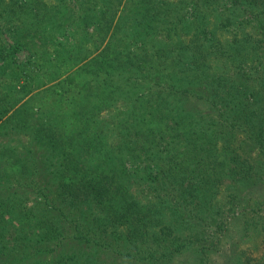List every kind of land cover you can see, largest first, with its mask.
<instances>
[{"label":"trees","instance_id":"obj_1","mask_svg":"<svg viewBox=\"0 0 264 264\" xmlns=\"http://www.w3.org/2000/svg\"><path fill=\"white\" fill-rule=\"evenodd\" d=\"M219 1L7 2L0 264H103L104 252L159 264L195 241L209 261L247 213L244 227L264 233V60L249 61L264 30L247 24L264 0L211 17Z\"/></svg>","mask_w":264,"mask_h":264},{"label":"rangeland","instance_id":"obj_2","mask_svg":"<svg viewBox=\"0 0 264 264\" xmlns=\"http://www.w3.org/2000/svg\"><path fill=\"white\" fill-rule=\"evenodd\" d=\"M3 1H6V2L2 3V0L0 1V26L5 25V28H2V31L0 29V36L3 37L8 43H11L10 37L5 33L7 32L6 28L8 27V24L10 23L8 22V16L11 14L12 9L10 6L8 7L6 5L7 2L10 3L9 0H3ZM29 1L30 0H28V2ZM45 1L49 4V6L60 3L62 7H64L63 4L59 2V0H45ZM226 1H229V0L219 1V4H216L215 2H211V10H209V12H211L210 16L214 17L219 11L226 9L227 7ZM261 5H262V2H259L258 6H261ZM65 6L67 5L65 4ZM21 8L17 10V13L19 16L22 15L25 21H27L28 23H31L33 20L36 19V16H35L36 11L35 9H33V7L25 6L23 9ZM25 8H26V11L24 10ZM215 9H216V12H215ZM58 14L59 15H57V17L59 19L67 18L66 16L67 13L65 12H59ZM245 15H247V17L250 16L249 13ZM39 17H41V15ZM13 21L14 22L18 21L17 16H14ZM58 24L57 26L55 25L56 30L54 31V35L56 37H60L62 34V26ZM215 24L217 23L214 22V25ZM247 24H249L248 25L249 28L253 29V31L256 33V36L258 35V33H261L262 30H264V19L252 21L251 23H247ZM256 25L260 29L259 31L258 29H255ZM210 26H212V22ZM221 31L222 29H220V32ZM228 34L229 33H227V35ZM72 41L74 42L73 39ZM55 48L56 46L52 47L50 50L53 51ZM27 56H28V53L26 51H23L17 55V58L19 61H26ZM258 60H264V54L262 52H258V54L256 53V54L249 56V61L251 65H256L258 63ZM38 75H39L38 76L39 79H42L43 81H47L51 76L47 67L46 69H43L42 73ZM14 140H18V143L13 142V144L18 147H20V145L22 146L28 145V142L30 141L29 136H26V135H14ZM2 142H4V140H2ZM21 151H24V150H21ZM251 186L254 187L253 184ZM251 186L246 189V192L250 195L246 201V203H248L249 205L255 201L258 202L259 196H260L259 191L249 193V190L253 188ZM245 188L246 187L242 188L243 192H245ZM229 213L230 212L228 211V208H227V212L225 213V216H227ZM258 214H263V213L259 212ZM249 216H251V214L247 213L245 215H240L238 216V218L230 221V225L224 234L225 237L223 239V243L218 244V248H215V249L213 248L211 250H208L207 256L209 257V261L208 259H203V256L199 253V249H201V247L204 246V244L206 245H209V244L203 241H195L193 245H191L189 248H186L181 253L176 254L173 257V259L164 260L159 264H257V263H262L264 260V233H261L258 230H254L251 227L249 228L244 227V221L246 218H250ZM102 258H103L102 259L103 264H108V263L109 264L110 263L111 264H157L151 261L137 260V259H134L133 257L131 258L128 256H125V257H122L120 255L113 256L112 254L108 252H104V254H102Z\"/></svg>","mask_w":264,"mask_h":264}]
</instances>
